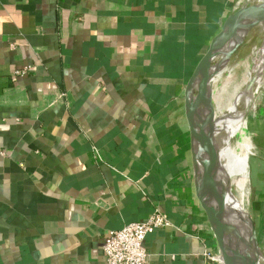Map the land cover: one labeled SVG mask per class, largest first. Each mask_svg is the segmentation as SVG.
I'll return each instance as SVG.
<instances>
[{
  "label": "crops",
  "instance_id": "1",
  "mask_svg": "<svg viewBox=\"0 0 264 264\" xmlns=\"http://www.w3.org/2000/svg\"><path fill=\"white\" fill-rule=\"evenodd\" d=\"M238 1L0 0V264H106L108 232L156 207L172 224L147 237L148 264H221L206 254L221 259L185 87ZM218 94L222 108L225 78ZM255 118L246 210L264 248L261 107Z\"/></svg>",
  "mask_w": 264,
  "mask_h": 264
},
{
  "label": "water",
  "instance_id": "2",
  "mask_svg": "<svg viewBox=\"0 0 264 264\" xmlns=\"http://www.w3.org/2000/svg\"><path fill=\"white\" fill-rule=\"evenodd\" d=\"M241 10H247L246 21L227 35L229 26L236 24V17ZM263 23L264 0H252L235 7L205 48L185 87L187 94L192 81L197 85L196 99L186 110L187 131L197 193L217 241L223 264H264V250L255 219L243 206L231 179L214 155L218 135L224 128L220 125L213 100V85L217 76L236 58L250 34ZM219 53L223 54L222 61L217 66H212L210 59ZM252 90L253 83H249L246 87L247 97ZM209 117L213 118L212 125L202 136L201 130ZM233 223L236 225L235 230ZM240 235L249 237V249L240 248Z\"/></svg>",
  "mask_w": 264,
  "mask_h": 264
},
{
  "label": "bare ground",
  "instance_id": "3",
  "mask_svg": "<svg viewBox=\"0 0 264 264\" xmlns=\"http://www.w3.org/2000/svg\"><path fill=\"white\" fill-rule=\"evenodd\" d=\"M248 1L252 0H239L237 6L245 5ZM246 11L241 10L238 13L236 24L229 26L227 35L237 25H241L246 21ZM222 59V53L215 54L210 59V63L212 66H217ZM222 78H225V97L221 108L218 81ZM249 83H253V90L251 95L247 97L246 87ZM261 89H264V23L250 34L246 45L227 66V70L219 73L213 85L215 110L220 117V125L224 128L218 135L214 155L231 179L233 188L242 201L243 206L245 205V197L249 198L251 192V190L249 192L248 188L249 156L255 153L252 138L248 131L246 116L249 109L251 107L254 108ZM195 93H197V87L192 90V95H196ZM212 121L213 118L209 117L201 130L202 136L209 130ZM235 137H240L238 144L232 141ZM237 146L243 149L237 151ZM235 226V223H233V230H235ZM238 244L242 249H249V237L240 235Z\"/></svg>",
  "mask_w": 264,
  "mask_h": 264
},
{
  "label": "built area",
  "instance_id": "4",
  "mask_svg": "<svg viewBox=\"0 0 264 264\" xmlns=\"http://www.w3.org/2000/svg\"><path fill=\"white\" fill-rule=\"evenodd\" d=\"M25 72L27 68L17 71V73ZM171 224L168 214L156 207L146 220L131 222L120 229L110 230L103 242L106 264H148L150 253L146 245L147 237ZM206 254L223 264L217 254L214 255L210 251Z\"/></svg>",
  "mask_w": 264,
  "mask_h": 264
},
{
  "label": "rangeland",
  "instance_id": "5",
  "mask_svg": "<svg viewBox=\"0 0 264 264\" xmlns=\"http://www.w3.org/2000/svg\"><path fill=\"white\" fill-rule=\"evenodd\" d=\"M260 102H261V106L260 107L262 108V110H264V89H261L259 97H258L257 101L255 102L254 108L251 107L252 109L251 108L249 109V112H248V114L246 116L247 117V121H248V125H247L248 126V131H249V134H250V136L252 138V142H253L254 149H255V153L251 154L249 156V166L250 167H249V177H248L249 178L248 179L249 180L248 181V188H249V192H250V190H251V192H250L249 198L245 197V205H244L245 209H250V210H252L251 205H252V198H253V192H254V185H255V183L257 181L256 172H255L254 166H255L256 161L260 160V157H261V154H260V152L257 149V146L255 144V140H256L255 136H256V134H255L254 123H253V120L256 119L255 117H256L257 112L258 113L260 112V107H258V104H260ZM239 139H240V137H235V138H233L232 141H233V143L236 144V142H237V144H238ZM242 149L243 148H241L239 146H237V148H236L237 151H241ZM263 250H264V248H263Z\"/></svg>",
  "mask_w": 264,
  "mask_h": 264
},
{
  "label": "trees",
  "instance_id": "6",
  "mask_svg": "<svg viewBox=\"0 0 264 264\" xmlns=\"http://www.w3.org/2000/svg\"><path fill=\"white\" fill-rule=\"evenodd\" d=\"M192 73H193V72H192ZM192 73H191V74H192ZM191 74H190V76H191ZM190 76H189V78H190ZM188 80H189V79H188Z\"/></svg>",
  "mask_w": 264,
  "mask_h": 264
}]
</instances>
